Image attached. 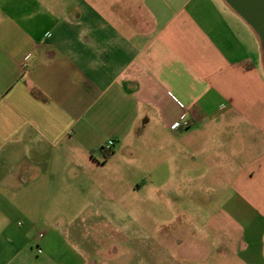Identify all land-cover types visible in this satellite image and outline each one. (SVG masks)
<instances>
[{"label":"crops","instance_id":"0c3cea01","mask_svg":"<svg viewBox=\"0 0 264 264\" xmlns=\"http://www.w3.org/2000/svg\"><path fill=\"white\" fill-rule=\"evenodd\" d=\"M254 35L224 0H0V264L41 253L35 194L82 193L69 179L79 173L94 187L88 171L137 135L157 190L188 202L227 192L220 211L235 231L199 264H264ZM180 118L189 125L171 129Z\"/></svg>","mask_w":264,"mask_h":264},{"label":"rangeland","instance_id":"374dc122","mask_svg":"<svg viewBox=\"0 0 264 264\" xmlns=\"http://www.w3.org/2000/svg\"><path fill=\"white\" fill-rule=\"evenodd\" d=\"M145 138L133 137L105 167L88 171L94 187L79 173L69 179L82 193L35 194L42 200L36 230L45 237L34 264H199L226 243L235 231L220 211L227 192L204 190L188 202L157 190L146 174L152 161Z\"/></svg>","mask_w":264,"mask_h":264},{"label":"water","instance_id":"95a60500","mask_svg":"<svg viewBox=\"0 0 264 264\" xmlns=\"http://www.w3.org/2000/svg\"><path fill=\"white\" fill-rule=\"evenodd\" d=\"M256 34L264 56V0H224Z\"/></svg>","mask_w":264,"mask_h":264},{"label":"built area","instance_id":"2783aa9c","mask_svg":"<svg viewBox=\"0 0 264 264\" xmlns=\"http://www.w3.org/2000/svg\"><path fill=\"white\" fill-rule=\"evenodd\" d=\"M189 125V122L187 121V119H184V118H180L179 120L173 122L171 125H170V128L171 129H177L179 128L180 126L181 127H186ZM110 142L106 143L103 147L105 149H109L110 148Z\"/></svg>","mask_w":264,"mask_h":264},{"label":"trees","instance_id":"16d2710c","mask_svg":"<svg viewBox=\"0 0 264 264\" xmlns=\"http://www.w3.org/2000/svg\"><path fill=\"white\" fill-rule=\"evenodd\" d=\"M102 149H103V153H104L105 158L111 154L110 149H105L104 147H102Z\"/></svg>","mask_w":264,"mask_h":264}]
</instances>
